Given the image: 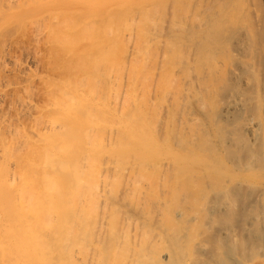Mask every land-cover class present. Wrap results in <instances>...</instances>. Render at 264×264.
<instances>
[{"label": "bare ground", "instance_id": "bare-ground-1", "mask_svg": "<svg viewBox=\"0 0 264 264\" xmlns=\"http://www.w3.org/2000/svg\"><path fill=\"white\" fill-rule=\"evenodd\" d=\"M168 1L171 2V0H168ZM181 1L182 0L178 1L179 2L178 3L174 0V2L172 1L173 3L169 2L167 4V0H13V1L12 0L11 1L10 0H0V32H1L0 33V37H1L0 41L5 39V38L9 39L10 37H8V35H6L7 37H5V38H3V37L5 36V34H9V36H10L12 34L11 32H13V34H14V29L16 32V30H18V29L20 30L21 27L24 28V26L26 27V25L30 27L31 22L32 23H31L30 29H32L33 23L38 24L37 26L41 27L39 29V32L41 29H43V31H44V32H40L39 36L41 34H42V36H43V34L46 35V41L47 42L46 41H44V42L47 45H49L48 47H50V49H48V50H50L51 53H49V51H48L47 54L49 53L51 55L50 58L52 57V63H50L51 74L53 73L52 71H55V73L60 74V75L56 74V76L54 78H50L49 81H47L49 83L46 82L48 85L45 84L46 85L45 87L48 86L47 87L48 89H46V92L44 91V93L46 94L47 90H49L47 93L48 97H46L48 99L46 100L47 103H44L45 106L43 105L44 108L42 109V112L44 114L41 116V113L38 112V115L40 114V117L38 116L39 117L38 118L35 116L36 119H34L35 121L33 120L35 123L32 127V131L34 130L33 132L28 129L30 132H27V134H25L24 132L26 131V129L23 132L22 131L23 129H18V127H16V129H18V130L11 128L12 126L9 125L10 121H8L9 124H7V125L5 124V125H6V127L8 126L9 132H7V134L9 135L10 133H12V136L10 134L11 138L10 139H8V137L6 138L7 134L5 132H3L6 128L5 125H3L5 128L2 131H0L3 134L4 133L6 134L5 136L0 135L1 136L0 137V264H89V263L90 264H151V263L154 264L157 260H160L159 250H156L157 247H155L156 249L155 248L153 249L154 246H151L153 244L152 242L155 241L156 239L154 240V236L152 235L153 230L152 231L148 230V227H149L150 223H155L154 221H157V223L158 222L161 223V221H163V222L168 221L167 220V205H168L167 200H168V198L170 199V197L167 198V192H168V190H167V188H168L167 177L169 174V173H167V166H168L167 165V148H168L167 147V125H168V123H167L168 122V120H167V118H168L167 117V105L169 106V108H172V107H170V106H172V104L171 105H169V104L171 102L173 104L175 103L173 105V111H174V114L177 115V111H178L177 108L180 105V102L182 103V101H183V100L181 101V99L183 98L184 95H187V94H189L188 92H190L189 88H188V87H190V84H188V83H190L192 81V77H193V80L195 79V77H194L195 75L190 77V71L191 70L188 66L189 65L188 63H190V62H186L188 60V58L186 57L187 58V60H186V58L184 56V52L186 53V50H183L180 48L178 49V47L181 46L180 43L183 42L182 41L183 39L182 40L180 39L181 41L179 40L180 46H176L177 47L176 48L173 45L176 40H173L174 41L173 44H172V42H170L171 43L170 44V43H168L169 41H167L168 37L166 38V36H165V38H166L165 40L160 38L163 29L166 28L168 30V27L166 26L167 20H169V17H168L169 14H171V13L173 14V12H170L171 10H173L172 9L173 7H174V9H176L175 11L173 10L176 14V15H174V14L173 15L176 17H174V16L172 17V14L170 15L171 16L170 17L171 22L173 20L172 25H170L171 24L170 20L168 21V25L171 26V28L169 27V29H171V30H172V28L178 29L182 25L181 28L184 31V26L182 23L185 22V20H186L185 18H187L186 21H189V23H190V19H188V18H191L190 16L193 13L195 14L194 17H197L198 14L196 15V12L198 10H195L196 12L193 11V13H190V14L187 13V12H190L189 9H191V6H193V3H191V0H188L191 3V6H189L190 4L188 2L186 4L184 0L182 1L183 4L185 3L186 6L189 4L187 6L188 7L187 11L184 10L186 7L182 6L183 4L181 3ZM195 1H197L199 3V1H201V0H199V1L195 0ZM202 1H204V0H202ZM210 1H212V0H210ZM235 1H238V0H235ZM239 1L242 2L243 0H239ZM253 1H251V2H253ZM197 2H194V3L197 4ZM222 2H225V0H223ZM222 2H220V4ZM247 2H248V0H247ZM205 3H206V0H205ZM238 3L236 2L235 4L242 5L241 3H239V4ZM174 4H176V8H175ZM196 4H195V8H193V10L199 9L198 7H200L201 11L205 9V8L202 9L204 7V6L202 7V4L200 6L197 5L198 7H196ZM210 4L212 5L213 3H210V2H209V4L207 3L208 7L210 6ZM229 4H230V2H229ZM221 5L223 6V3ZM240 5L236 6V7L240 8L241 7ZM252 5H255V4H252ZM169 6L171 7V9L168 12ZM227 6L229 7L230 5H227ZM179 7H180L181 11H180ZM182 7H184V8L182 9ZM256 7L257 6H255V8ZM209 8H211V7H209ZM213 8L220 9L222 7L219 8V7L213 6ZM248 9L250 11H252L250 9V7H248ZM182 10H184V15L185 14H186V16L189 15V17L184 18L183 16H181L180 13L183 15ZM237 10L239 12L242 11V9L241 10L236 9V11ZM178 11H179V13H177ZM213 11H212V13H213ZM216 11H218V10H216ZM224 11H226V10H224ZM231 11H233V10H231ZM231 11L228 12V15L225 14L226 17L225 16L223 17V18H227V16H228L230 18V20L228 18H227L228 20L225 19L227 22L224 20L227 24H228V21H229V23L231 22L230 24H233L232 22H234V21H232V17L230 16ZM236 11H235V13H236ZM191 12H192V10H191ZM205 12H206V10H205ZM209 12H210V10H209ZM202 13H204V12H202ZM255 13H256V11H255ZM255 13H254V15H256ZM199 14L201 15L200 11H199ZM207 14H208V11H207ZM239 14L240 13L235 14L236 17L233 16L234 20H236L235 18H238L237 15H239ZM249 14H251V13H249ZM249 14L247 12V15H249ZM177 15H178V17L179 16H181V17L178 18ZM202 16H203V14L200 16L201 18L199 17L201 20L203 18H205ZM221 16H222V13H221ZM242 16H244V15H242ZM245 16H246V14H245ZM253 16H251V17H253ZM192 17H193V15H192ZM251 17L250 18L248 17L249 18L248 19L246 16V18L248 20H250ZM258 17H259V14H258ZM166 18H167V20H166ZM180 18L183 20L185 19V20L183 21ZM241 19H242V17L239 19L241 22L244 21L243 20L244 18L242 20ZM28 20H30V21H28ZM165 20H166V22H165ZM192 20L193 19H191V21ZM27 21H28V23L29 22L30 23L27 24ZM205 21H206V19H205ZM221 21H222V18H221ZM196 22L197 21L195 20V23ZM215 22L218 23L216 20H215ZM223 22L221 24H223ZM189 23H188V25H189ZM202 23L199 22L200 25H203ZM257 23L260 24V22H257ZM162 24L163 25L165 24L166 27L163 26ZM204 24H205V22H204ZM227 24H226V26H227ZM238 24H239V21H238ZM241 24H243V22ZM252 24H254V23H252ZM255 24H256V22H255ZM212 25H213V23H212ZM234 25H236V23ZM244 25L247 26L248 24L246 25L244 23ZM37 26L36 25L33 26V27H36L35 30L38 28ZM162 26L164 27L163 29H162ZM220 27H222V26H220ZM239 27H241V26H239ZM239 27H237V28H239ZM251 27L254 28L255 26H251V24H250V30L252 29ZM185 28L187 29V27H185ZM213 28H215V27H213ZM227 28H228L227 29L228 31L230 28L232 29V27H227ZM166 29L164 31H166ZM211 29H212V27H211ZM225 29H226V27H225ZM231 29H230V31H231ZM240 29H238V30H240ZM244 29H243V31H244ZM254 29H257V27ZM28 30H29V28H28ZM33 30H34V28H33ZM33 30H32V32H33ZM219 30H218V32H219ZM222 30H224V29H222ZM234 30H232L233 34H234ZM247 30L249 31L248 27H247ZM25 31H27V30H25ZM164 31H163V33H164ZM191 31H192V29H191ZM21 32H22V28H21ZM35 32H38V29ZM259 32L260 31H258V33ZM195 33H193V35ZM35 34L38 35V33H35ZM173 34H175V33H173ZM181 34H182V32H181ZM36 35H33L32 39L38 37ZM163 35L164 34H162L161 37H163ZM176 35H178V33H176L175 36ZM229 35L231 37L230 32H229ZM170 36H172V35H170ZM218 36H220V35H218ZM235 36H237V34ZM254 36H253V38H254ZM205 37H207V36H205ZM221 37L223 38V36H221ZM225 37H226V35L224 36V39L227 40V38L229 36L227 38H225ZM230 37H229V39L233 40V36H232V38H230ZM190 38H191V36H190ZM254 40H256V39H254ZM40 41H42V40H40ZM178 42L176 41L175 44H178ZM215 42L216 41L214 40V43ZM217 42H219L218 39H217ZM1 43L2 42H0V44ZM3 43L5 45V41ZM3 43L1 46L4 48ZM198 43H199V41H198ZM214 43H210V44H214ZM169 44L171 45V47H174V48L171 49ZM210 44H209V47H210ZM218 44L216 43V45H218ZM229 45H230V42H229ZM2 47H0V54H1V51L4 50ZM160 47L163 50V54L161 53V55H159L160 53L159 54L157 53V50H160L159 49ZM168 47H170V49H171V50L169 49V51L171 52V55L168 53L169 52L167 49ZM204 47H205V45L203 46V48ZM259 47H261V46H259ZM190 48L192 50L194 48V46H193V48L192 47H190ZM210 48H213V47H210ZM220 48H221V46H220ZM224 48H223V50H224ZM254 48H253V50H256ZM174 49L183 50L184 52L181 51L182 52L181 53V52H178L177 50H174ZM231 49H229V47H227V51L229 50V52H230ZM198 50L200 51V49H198ZM216 50H218V49H216ZM199 51H197V52H199ZM259 51H260V49H259ZM263 51H264V48H263ZM2 52H4V51H2ZM160 52H161V50H160ZM193 52H195V51L193 50ZM222 52H225V50ZM222 52H221V54H222ZM167 53L170 55V58H171L170 65L172 66L171 69H169L170 67L168 68L169 70H171V71L168 70V73H167V62L170 61V58L167 56ZM192 53L191 54L189 53L190 55H188V56H191ZM252 53L255 55L254 52H252ZM258 53L259 52H257V54ZM3 54H5V53H2L1 55H3ZM210 54H208V56ZM223 54H225V53H223ZM226 54L229 57L228 52ZM245 54L246 53H244V55ZM218 55L219 54L217 53L216 58ZM246 56H248V55H246ZM246 56H245V58H246ZM167 57H168L169 61H167ZM214 57H215V55H214ZM219 57L220 56H218V58ZM234 57H236V56H234ZM257 57L258 56L256 55V58ZM216 58L213 60L217 61L216 62L218 64L217 66H219L218 62L220 60L218 59L219 60L218 61V60H216ZM222 58H220V59L222 60ZM251 58H252V56H251ZM236 59H237V57L234 58L233 59L234 61L232 60V62L235 63ZM191 60L192 59H190V61ZM241 60L243 61L244 59H241ZM203 62H204V59H203ZM229 62H230V59H229ZM249 62H250V60H249ZM186 63H187V65H186ZM261 63H262V61H261ZM226 64L230 65L227 62H226ZM243 64L246 65L245 62ZM199 65H200V63H199ZM247 65H248V63H247ZM186 66H188V67H186ZM210 66L213 67V65H210ZM222 66H223V64H221L219 67H222ZM196 67H197V65H196ZM257 67H258V64H257ZM225 68H222V69L220 68V69L223 70ZM254 68H256V67H254ZM260 68H261V66H260ZM234 69H235V67H234ZM258 69H259V67H258ZM221 70H220V72H221L220 74H222ZM195 71H197V70H194V73H195ZM211 71H212V69H211ZM261 71H262V69H261ZM176 72H177L176 75H179L182 73L181 74L182 78H180V79H182V81L180 80V82H182V83L180 84V82H179L180 85L178 87H174L172 85L174 87L173 88L171 86L172 83L169 84V82L173 81V80H171V78L173 79V76ZM178 72H180V73H178ZM192 72H193V70H192ZM206 72L208 74V71H206ZM55 73H53V74H55ZM227 73H229V72H227ZM227 73H224V74H227ZM224 74H222V75H224ZM260 74H261V72H260ZM217 75H219V70H218ZM249 75H251L250 72H249ZM261 75H264V74H261ZM212 76L213 75H211V77ZM198 77H200V76H198ZM222 77H224V76H222ZM225 77H226V75H225ZM167 79H168V81L170 79V81L167 82ZM187 79H190L191 81L188 82ZM212 80H214V79H212ZM196 81L198 82V80H196ZM196 81H193V82H196ZM214 81H217V80L215 79ZM174 82H176V81H174ZM193 82H191V83H193ZM218 82L221 83L220 80H218ZM196 83H195V85H196ZM215 83L216 82H214V84ZM224 83H225V81H224ZM214 84H213V86H214ZM236 84L237 83H235V85ZM216 85L217 84H215V86ZM191 86H193V85H191ZM207 86H208V84L205 87H207ZM209 86H210V84H209ZM211 86H212V84H211ZM215 86H214V88L216 89ZM222 86H223V84H222ZM249 86H250V84H249ZM258 86H259V83H258ZM199 87H201V86H199ZM231 87H233V86H231ZM254 87H255V85H254ZM222 88H224V87H222ZM209 89H211V87ZM228 89L229 88L225 89L226 92H228L227 91ZM192 90H193V88H192ZM23 91H25V89ZM28 91H29V89H28ZM211 91H209V92H211ZM253 91H255V90H253ZM213 92H215V91H213ZM234 92L235 91H233V93ZM260 92H262V91H260ZM223 93H225V92H223ZM170 95L172 96L171 98H173L174 100H171V98H170L169 100H171V101L167 102V97ZM212 95H213V93H212ZM212 95H211V97H212ZM234 95H235V93H234ZM201 96H203V95H201ZM241 97H243V96H241ZM21 98L24 99L23 97H21ZM21 98L19 99V101L21 100ZM189 98H190V96H189ZM230 98H231V96H230ZM237 98H238V96H237ZM256 98H257V96H256ZM223 99L224 98H222V100ZM253 99H251V100L253 101ZM22 101L28 102L29 100H22ZM223 101H225V99ZM240 101L242 102V100H240ZM246 101L247 100H245V102ZM195 102H196V100H195ZM243 102H244V100H243ZM29 103L31 104V102H29ZM167 103H169V104H167ZM204 103H203V106H205ZM220 104H222V103H220ZM21 105H22V103H21ZM24 105L26 106V104H24ZM199 105H201V104H199ZM237 106H238L237 99L228 103L226 105V107L224 106L225 107L224 110H225V112H227L225 115L228 114V111L231 108L237 107ZM21 107L22 106H20V108ZM40 107H42V106H40ZM248 107H250V106H248ZM184 108H185V106H184ZM252 108H253V104H252ZM18 109H17V111L19 112ZM24 109H26V108H24ZM24 109H22V110H24ZM28 109H29V107H28ZM216 109H218V108H216ZM233 109H236V108H233ZM39 110L40 109H38V111ZM170 110H172V109H170ZM185 110H183V111H185ZM187 111H185V112H187ZM20 112L22 113V111H20ZM185 112H183V113L181 112L179 119L176 116V120L177 121L179 120L178 125L182 126L184 123H190V120H191V122H193V120H194V122H196V121L199 122L200 119L195 120L196 119V118H194L195 115L192 116V114L190 113L192 111L188 112L191 115H188V113H185ZM225 112L223 111V114ZM231 112L233 113V115L235 114L233 111H231ZM239 112H240V108H239ZM256 113L258 114L257 111H256ZM24 115H25V113H24ZM225 115H224V117L228 116V115L227 116H225ZM235 115H237V114H235ZM251 115H253V114H251ZM203 116H204V114L202 115V117ZM205 116H207L206 113H205ZM172 117H173V112H172ZM224 117H222L218 121H221ZM19 119H21V117ZM217 119L218 118H216V120ZM172 120H175V117H174V119L172 118ZM188 120H189V122H188ZM226 120H227V118H226ZM234 120H236V119H234ZM244 120H245V118H244ZM4 122H3V124H4ZM16 122H17V120H16ZM171 122L174 124L173 128L175 130V122H173V121H171ZM194 122H193V124H194ZM251 122H253V121H251ZM213 123L215 124V122H213ZM32 124H33V122H32ZM227 124H229V123H227ZM16 125H17V123H16ZM21 125H23V124H21ZM3 126H1L0 128H3ZM215 126H217V125H215ZM233 126L234 125H232V127ZM235 126H236V124H235ZM237 126H238V123H237ZM176 127H177V124H176ZM250 127H251V129L252 128L256 129V128H254L255 126H253V127L250 126ZM19 128H21V127H19ZM225 128H226V126H225ZM30 129H31V127H30ZM227 129H229V128H227ZM248 129L250 130V128H248ZM19 130H21L23 132V134H22V132L20 133ZM196 130H197V128H196ZM216 130L218 132V130H220V129L217 128ZM236 130H237V128H236ZM5 131H7V130H5ZM250 131H252L253 133L255 132L253 130H250ZM31 132L33 133V135ZM223 132L221 134H223ZM231 133H232V135L234 134L233 132H231ZM240 133L242 135H244L242 132H240ZM203 135H205V134H203ZM207 135H208V133H207ZM232 135L230 134V136H232ZM239 135L240 134H238V136ZM259 135H261V133ZM198 136H197V138H198ZM236 136H237V134H236ZM236 136L233 137L234 138L233 141H235ZM251 136H253V135H251ZM243 137L244 136H242L241 138H243ZM248 137H249V135H248ZM202 138H204V136ZM220 138H221V136H220ZM246 138H247V135H246ZM254 138H256V137H253L252 139H254ZM260 139H259V141H260ZM245 140H248V139H245ZM245 140L243 138L244 142H245ZM230 141L232 142V140H230ZM243 141H241L240 144ZM218 142H220V141H218ZM181 143H182V141H181ZM248 143L251 144V142H249V141H248ZM252 143H254V141ZM174 144H175V142H174ZM250 144H248V145H250ZM223 145H224V143H223ZM243 145H244V143H243ZM261 145H262V142H261ZM215 147H216V145H215ZM229 147L231 148V146H228V148ZM233 150L235 151V149H232V151ZM223 151H225V150H223ZM236 151H237V149H236ZM238 152L236 153L237 155H238ZM171 153H173V152H171ZM232 153H234V152H232ZM242 153H244V152H242ZM240 154L241 153H239L238 156H240ZM248 155H249V153L247 152V156ZM176 156L178 157V155H176ZM227 156L230 158V153ZM234 156L236 157L235 153H234ZM242 156L244 157L245 154H242ZM201 158H202L201 159L202 161L203 160L205 161V159L203 157H201ZM195 159H196V161L199 160L197 158H195ZM206 159H207L206 162L210 161V159H208V158H206ZM201 160H200V162H202ZM230 160H231V158H230ZM240 160H241V158H240ZM212 161L213 160H211V163H212ZM203 162H202V164H203ZM240 162H242V160ZM174 163H176V162L174 161ZM235 163H237V162H235ZM262 164H264V163H262ZM236 165L238 166V164H236ZM176 167H178V166H176ZM239 167H241V166H239ZM203 168H204V166L202 167V169ZM202 169H201V171H202ZM254 170H256V169H254ZM168 171H170V170H168ZM178 171H179V169H178ZM187 171H189V170H187ZM208 174H210V173L208 172ZM212 174H213V172H212ZM214 175H215V172H214ZM182 176H184V175H182ZM191 176H193V175H191ZM259 176H262V175L259 174ZM178 178H180V177H178ZM224 178H225V176H224ZM177 179H176V182H177ZM197 179H198V177H197ZM227 179H228V177H227ZM188 180H190V179H188ZM216 180H218V179H216ZM224 180H226V179H224ZM182 181H183V179H182ZM236 182H239V181H236ZM170 183H173V182H170ZM179 183H180V181H179ZM204 183H205V181H204ZM215 183H217V182H215ZM244 183H245V181H244ZM177 184H178V182H177ZM223 184H225V183H223ZM191 185H193V183ZM182 187H184V186H182ZM207 187H208V184H207ZM218 187H221V185ZM193 188H192V190H193ZM204 189H206V188H204ZM239 189H242V188H239ZM211 190H213V189H211ZM237 190H238V188H237ZM257 191H258V189H257ZM170 192H172V191H170ZM189 192L192 193L195 191H191V188H190ZM214 192L217 193V191H214ZM233 192H235V191L233 190ZM196 193H197V191H196ZM241 193H242V191H241ZM184 196H186V195H184ZM239 196H240V194H239ZM220 198H222V197H220ZM251 198H250V200H251ZM186 200H187V198H186ZM186 200H185V202H187ZM174 201H176V200H174ZM188 201H189V199H188ZM215 203H217V202H215ZM244 203H246V202H244ZM184 204H186V203H184ZM208 204H207V206H208ZM174 205H176V204H174ZM220 206H222V202L219 205V208H221ZM226 206H227V204H226ZM188 207H190V206H188ZM199 207H200V205H199ZM225 207H222V208H224V210H225ZM241 207H243V206H241ZM193 208H195V207H193ZM203 208H205V207H203ZM173 209H175V208H173ZM216 209H217V207H216ZM240 209H242V208H240ZM182 210H185V209H182ZM198 210H199V208H198ZM262 210H263V207H262ZM204 211H206V209H204ZM218 211H219V209H218ZM178 213H179V211H178ZM222 213H223V211H221V213L219 215H222ZM230 213L228 212V214H230ZM185 214H186V212H185ZM226 214H227V212H226ZM234 215H237V214H234ZM184 218H185V216H184ZM202 218H204V216H202ZM222 218H224V216ZM222 218H220V219H222ZM231 218H232V216H231ZM140 219H141V221H140ZM177 219L179 220V218H177ZM181 220H182V218H181ZM239 220H241V219H239ZM170 221H171V219H170ZM218 221H219V218H218ZM197 222H200V220ZM214 222L216 223V221H214ZM219 222L221 224V221H219ZM139 223L142 224L141 227H143V229L140 227ZM146 223H148V226ZM173 223H175V221ZM230 223H229V225H230ZM143 224H144V226H143ZM189 224H191V223H189ZM196 224L197 223L195 221V225ZM157 225H155V226H157ZM213 225H214V223H213ZM198 226H199V224H198ZM214 226H216V225H214ZM190 227H191V225H190ZM210 227H212V226H210ZM140 228L143 230L142 233L140 232ZM170 228H168V229H170ZM205 228H208V227H205ZM205 228L203 227L201 229H205ZM219 228H220V226H219ZM178 231H179V229H178ZM181 231H182V229H181ZM207 231H209V230H207ZM212 232H213V230H212ZM236 232H237V230H236ZM161 233L157 234L158 237L161 236L160 239L163 236H165V234H163V231ZM170 233H171V231H170ZM254 233H255V231L252 233L250 231L249 235H251V234L253 235ZM230 234H231V236L234 235L233 233L229 232V235ZM244 234H245V232H244ZM154 235H155V233H154ZM189 235H191V234H189ZM226 235H228V234H226ZM228 236H227V238L229 239ZM237 236L235 235V237H237ZM152 237H153V239H152ZM223 237H224V235H223ZM156 238H157V236H156ZM163 238H165V237H163ZM169 238L170 237L168 235V239ZM179 238L181 241V238H183V237L180 236ZM200 238L202 239V236ZM160 239H159V241L161 243L162 239L161 240ZM168 239H166V240H168ZM189 239H188V241H189ZM235 239H233V240H235ZM233 240H231L230 242H232ZM171 241H173V240H171ZM249 241L250 240H248L247 242L249 243ZM162 242H163V240H162ZM178 243H179V241H178ZM194 244L196 245V243H194ZM134 245L137 247L135 248ZM149 245L152 248L148 247ZM153 245H155V243ZM174 245H175V241H174ZM177 245L179 246V244H177ZM197 245H198V243H197ZM203 245H204V242H203ZM222 245H223V243H222ZM228 245H230V244H228ZM238 245H239V243H238ZM167 246H168V242H167ZM193 246L194 245H192V248H193ZM171 248H173V247H171ZM195 248H196V246H195ZM206 248H208V247H206ZM209 248H211V247L209 246ZM237 248H238V246H237ZM246 248H248V247H246ZM147 249L148 250L152 249L151 251L154 250V252H151V251L148 252ZM167 249H168V247H167ZM223 249H224V247H223ZM163 250H165V249H163ZM198 250H200V249H198ZM201 250H202V248H201ZM221 251H223V254L221 253L222 254L221 256L222 257L224 256V258L222 259L221 256H219L220 259L226 260V261L230 260V257H232L233 254L231 252H229L228 249L221 250ZM219 252H220V250H219ZM153 253L154 254L157 253L158 257L157 256L154 257ZM186 253H187V251H186ZM210 253H213V252H210ZM202 254H204V253H202ZM261 254H263V253H261ZM166 255H167V253H166ZM172 255H173V253H172ZM199 255H201V254H199ZM192 256L190 255V257H192ZM195 256H194V258H195ZM202 256H204V255H202ZM176 257H178V256H176ZM185 257H187V256L185 255ZM204 257H206V256H204ZM210 257L213 258V256H210ZM233 257H234V259L236 258L234 255H233ZM238 257L239 258L236 259L238 261L236 264H264V261H261L264 259V256L260 255L257 252L251 253L248 255L245 253L243 255H239ZM212 258L211 259L209 258V260H212ZM184 260H185V258H184ZM198 261H199V259H198ZM198 261H196V262H198ZM217 263L218 262L216 261V264ZM204 264H206V262Z\"/></svg>", "mask_w": 264, "mask_h": 264}, {"label": "rangeland", "instance_id": "rangeland-1", "mask_svg": "<svg viewBox=\"0 0 264 264\" xmlns=\"http://www.w3.org/2000/svg\"><path fill=\"white\" fill-rule=\"evenodd\" d=\"M11 1V0H10ZM13 1V0H12ZM174 2V0H171V2ZM176 2H178V1H180V0H175ZM183 1V0H182ZM181 1V3L183 4V2ZM185 1V3L187 4V2L190 4H188L189 6H191V3H193V6H191V9H189L190 10V12H187L188 14H190V13H193V11L194 12H196L195 10H198L197 12H196V15H197V17H194V13L192 14L193 15V17H192V15L190 16L191 18H188V19H190V23H189V21H186L187 20V18H185V17H189V15L188 16H186V14L184 15V10L185 11H187V9H188V5L186 6L185 5V3L182 5V6H185L186 8L184 9V10H182L183 12V15L180 13V15L181 16H183L185 19V22L187 23H185V22H183L182 24H183V26H184V31H183V29L181 28L182 27V25L177 29V28H175V29H173L172 28V30L171 29H169V27L171 28V26H169L168 25V21L170 20V15L172 14H169V20H167V18H166V20H167V27H168V30L166 29V28H164L163 26H165V24L162 26V29H163V31L166 29V31H164V33H163V31H162V33H161V36H162V34H164L163 35V37H161L160 36V38L161 39H163V40H165L167 37V41H169L168 43H170V42H172V44H173V40H176L177 42L181 39H183L182 41L183 42H181L180 43V41L178 42V44H175L176 43V41L174 42V46L176 47V46H180V47H178V49L180 48V49H183V50H186V53L183 51V50H178V49H174V50H177L178 52H184V56H185V58L187 57L188 58V60H187V58H186V62H190V63H188L189 65V68H190V77H192V76H194L195 77V79L196 80H198V82L194 79L193 80V77H192V81L190 80V79H187V81L188 82H193V81H196V82H193V83H188V84H190V87H188L189 88V91L190 92H188L189 94H187V95H184L183 96V98L181 99V101H182V103L180 102V105L178 106V108H177V110L179 111H177V115L176 114H174V111H173V105L175 104H173L172 102L169 104V103H167V104H169V105H171L172 104V106H170V107H172V108H169V106L167 105V120H168V125H167V173H169L168 174V177H167V186H168V188H167V190H168V192H167V198L168 197H170V199L168 198V202H167V220L170 222H168V221H165V222H163V221H161V223L160 222H158L157 223V221H154L155 223H150L149 224V227H148V230H153L152 231V235L154 236V240L155 241H153L152 243L154 244L155 243V245H153L152 243V245L151 246H154L153 247V249L155 248V247H157V249L156 250H159V253H160V260H157L154 264H204L205 262H206V264H216V261L218 262L217 264H236L238 261L236 260V259H238L239 257V255H243V254H251V253H259L260 255H262V256H264L263 254H264V164H262V163H264V75H261V74H264V51H263V48H264V0H248V2H247V0H243L242 2H240L239 0L238 1H235V0H225V2H222L221 0H212V1H210V0H206V3H205V0L204 1H199V3L197 2V1H193V0H191V3L187 0H184ZM251 1H253V2H251ZM170 1H168L167 0V4L169 3ZM170 2V3H171ZM172 2V3H173ZM175 2V3H176ZM194 2H197V4L196 3H194ZM201 2V3H200ZM209 2L210 3H213L212 5L214 6V7H222V8H220V9H216V8H213V6L210 4V6L209 7H211V8H209L208 7V5H207V3L209 4ZM215 2V3H214ZM220 2H222L223 3V6L220 4ZM229 2H230V4H229ZM232 2V3H231ZM241 3L242 5H240L239 3V5L242 7H236V6H239V5H237V4H235V3ZM255 2V3H254ZM14 3V2H13ZM179 3V2H178ZM217 3V4H216ZM226 3V4H225ZM195 4H196V7H198V6H200L201 4H202V9H204V10H200V7H198L199 9H194L193 10V8H195ZM205 4V5H204ZM219 4V5H218ZM252 4H255V5H252ZM170 5V4H169ZM173 5V4H172ZM175 5V8H176V4H174ZM198 5V6H197ZM207 5V6H206ZM218 5V6H217ZM227 5H230L229 7L227 6ZM232 5V6H231ZM168 6V5H167ZM181 6V5H180ZM250 7V9L252 10V11H250L249 9H248V7ZM255 6H257L256 8H255ZM173 7V6H172ZM208 7V8H207ZM253 7V8H252ZM169 9H168V12L170 11V9H171V7L169 6L168 7ZM184 7H182V9H183ZM190 8V7H189ZM174 11L176 10V9H174V7L172 8ZM179 9H180V7H179ZM208 9V10H207ZM218 10V11H216V10ZM228 9V10H227ZM233 10V11H231V10ZM236 9H242V11H236ZM173 10H171L170 12H173V14L174 15H176L175 14V12L173 11ZM188 10V11H189ZM191 10H192V12H191ZM205 10H206V12H205ZM209 10H210V12H209ZM224 10H226V11H224ZM254 10V11H253ZM180 11H181V9H180ZM199 11L201 12V15L203 14V16L202 17H205V18H203L202 20L200 19L201 17V15L199 14ZM207 11H208V14H207ZM212 11H213V13H212ZM225 13H224V12ZM229 11H231V17H232V21H236L235 23H236V25H234L235 23L234 22H232L233 24H230L229 23V21H228V24L226 23L227 21L226 20H230V18L227 16V18H223L224 16L226 17V15L225 14H227L228 15V12ZM235 11H236V13H235ZM250 11V12H249ZM255 11H256V13H255ZM202 12H204V13H202ZM218 12V13H217ZM247 12H248V14L249 13H251V14H249V15H247ZM253 12V13H252ZM177 13H179V11L177 12ZM186 13V12H185ZM216 15H215V14ZM221 13H222V16H221ZM238 13H240L239 15H237L238 16V18H235L236 20H234V17H236L235 16V14H238ZM254 13L256 14V15H254ZM172 14V17L174 16ZM211 14V15H210ZM230 14V13H229ZM245 14H246V16H247V18L249 17H251V16H257L258 17V14H259V17L257 18H255L254 16L253 17H251V19L250 20H248L247 18H246V16H245ZM253 14V15H252ZM208 15V16H207ZM215 15V16H214ZM242 15H244V16H242ZM181 16H179V17H181ZM220 16V17H219ZM234 16V17H233ZM174 17H176V16H174ZM177 17H178V15H177ZM178 17V18H179ZM182 17V18H183ZM200 17V18H199ZM211 17V18H210ZM242 17V19L244 20V21H242L243 22V24H241L242 22L239 20L240 18ZM195 18V19H194ZM210 18V19H209ZM221 18H222V21H221ZM261 18V19H260ZM172 19V18H171ZM181 19V18H180ZM191 19H193L192 21H191ZM205 19H206V21H205ZM208 19V20H207ZM226 19V20H225ZM241 19V20H242ZM166 20H165V22H166ZM181 20H183V19H181ZM183 20V21H184ZM195 20L197 21L196 23H195ZM201 20V21H200ZM214 20V21H213ZM215 20L218 22V23H216L215 22ZM219 20V21H218ZM226 22H225V21ZM252 20V21H251ZM28 21H30V20H28ZM28 21H27V24H29L28 23ZM208 21V22H207ZM224 21V22H223ZM238 21H239V24H238ZM172 22H173V20H172ZM172 22H171V20H170V25H172ZM175 22V21H174ZM178 22V21H177ZM182 22V21H181ZM199 22L200 23H202L203 25H200L199 24ZM204 22H205V24H204ZM213 23V25H212V23ZM223 22V24H221ZM241 22V23H240ZM247 22V23H246ZM254 23V24H252V23ZM255 22H256V24H255ZM257 22H260V24L259 23H257ZM32 23V22H31ZM31 23H30V27L29 26H27L26 25V27L24 26V28L23 27H21L22 28V32H21V28H20V30L18 29V30H16V32H15V29H14V34H13V32H11L10 34V36H9V34H5V36L3 37V38H5V37H7L6 35H8V37H10L9 39L8 38H5V39H3V40H1L0 42H4L5 41V45H4V43H3V46H4V48L1 46L2 45V43L0 44V47H2L4 50H2V51H4V52H2L1 51V54L2 53H5V54H3V55H1L0 54V127L1 126H3V125H7V124H9V122L8 121H10V126H12L11 128H14V129H16V127H18V129H23L22 131L24 132L25 131V129H26V131L24 132L25 134H27V132H30V131H32V127H33V125L35 124L34 123V119H36V117H40V114L38 115V112L39 113H41V116L44 114L43 112H42V109L44 108V106H45V104L44 103H47V99L48 98H46V97H48V95H47V93H48V91L49 90H47V93L45 94L44 93V91L46 92V89H48L47 87H45L46 85L45 84H47V83H49V82H47V81H49V79L50 78H54L55 76H56V74H59V73H55V71H52L53 73H55V74H51V70H50V63H52V57L50 58V54L49 53H51V51L50 50H48V49H50V47H48L49 45H47L44 41H46V35H44L43 34V36H42V34L39 36V33L40 32H44L43 31V29H41L40 30V32H39V29L41 28V27H39V26H37L38 24H32V29H30L31 28ZM188 23H189V25H188ZM193 23V24H192ZM211 23V24H210ZM215 23V24H214ZM244 23L247 25V26H245L244 25ZM218 24V25H217ZM226 24H227V26H226ZM250 24H251V26H255L254 28H256L257 27V29H254L253 27H251L252 29L250 30ZM25 25V24H24ZM34 25H36L38 28V32H35L36 30H35V28L36 27H33ZM187 25V26H186ZM218 27H217V26ZM230 25V26H229ZM241 26V27H239V26ZM257 25V26H256ZM165 26V27H166ZM175 26V25H174ZM189 26V27H188ZM199 26V27H198ZM220 26H222V27H220ZM236 28H235V27ZM173 27V26H172ZM177 27V26H176ZM185 27H187V29L185 28ZM211 27H212V29H211ZM213 27H215V28H213ZM225 27H226V29H225ZM227 27H232V29H231V31H230V29H229V31L227 30L228 28ZM237 27H239V28H237ZM247 27H248V29H249V31L247 30ZM26 28V29H25ZM28 28H29V30H28ZM33 28H34V30H33ZM209 28V29H208ZM241 28V29H240ZM245 28V29H244ZM17 29V28H16ZM27 30V31H25V30ZM186 29V30H185ZM191 29H192V31H191ZM221 31H220V30ZM222 29H224V30H222ZM235 29V30H234ZM238 29H240V30H238ZM243 29H244V31H243ZM259 29V30H258ZM24 30V31H23ZM32 30H33V32H32ZM200 30V31H199ZM212 30V31H211ZM215 30V31H214ZM218 30H219V32H218ZM226 30V31H225ZM232 30H234V34H233V32H232ZM247 30V31H246ZM253 30V31H252ZM256 30V31H255ZM198 31V32H197ZM224 31V32H223ZM258 31H260L259 33H258ZM24 32V33H23ZM38 33V35H36L35 33ZM167 34H166V33ZM171 32V33H170ZM180 32V33H179ZM181 32H182V34H181ZM196 32V33H195ZM213 32V33H212ZM218 32V33H217ZM221 32V33H220ZM223 32V33H222ZM229 32H230V34H231V37H230V35H229ZM255 34H254V33ZM1 33V32H0ZM26 33V34H25ZM173 33H178V35H176L175 36V34H173ZM191 33V34H190ZM193 33H195L194 35H193ZM220 33V34H219ZM237 34V36H235L236 34ZM251 33V34H250ZM253 33V34H252ZM32 34V35H31ZM217 34V35H216ZM33 35H36V36H38V37H36V38H34V39H32V36ZM168 35V36H167ZM170 35H172V36H170ZM196 35V36H195ZM209 35V36H208ZM218 35H220V36H218ZM226 35V37L225 38H227L228 36L230 37V38H232V36H233V40H230L229 39V37L227 38V40L226 39H224V36ZM255 35V36H254ZM165 36H166V38H165ZM190 36H191V38H190ZM205 36H207V37H205ZM212 36V37H211ZM221 36H223V38L221 37ZM253 36H254V38H253ZM35 37V36H34ZM174 37V38H173ZM176 37V38H175ZM205 37V38H204ZM217 37V38H216ZM237 37V38H236ZM38 38V39H37ZM173 38V39H172ZM216 38V39H215ZM246 38V39H245ZM251 38V39H250ZM0 39H1V37H0ZM45 39V40H44ZM201 39V40H200ZM203 39V40H202ZM209 39V40H208ZM213 39V40H212ZM217 39L219 40V42H217ZM253 39V40H252ZM254 39H256V40H254ZM38 40V41H37ZM40 40H42V41H40ZM205 40V41H204ZM214 40L216 41L215 43H214ZM223 40V41H222ZM229 40V41H228ZM239 42H238V41ZM35 41V42H34ZM195 41V42H194ZM198 41H199V43H198ZM228 41V42H227ZM235 41V42H234ZM254 41V42H253ZM47 42V41H46ZM189 42V43H188ZM197 42V43H196ZM227 42V43H226ZM229 42H230V45H229ZM248 42V43H247ZM44 43V44H43ZM179 43H180V45H179ZM188 43V44H187ZM196 43V44H195ZM207 43V44H206ZM210 43H214V44H210ZM216 43L218 44V45H216ZM226 43V44H225ZM243 43V44H242ZM171 44V43H170ZM169 44V45H170ZM191 44V45H190ZM209 44H210V47H213V48H210L209 47ZM241 44V45H240ZM252 44V45H251ZM257 44V45H256ZM47 45V46H46ZM197 45V46H196ZM205 45V47L203 48V46ZM207 45V46H206ZM214 45V46H213ZM221 46V48H220V46ZM227 45V46H226ZM234 45V46H233ZM261 46V47H259V46ZM168 46V45H167ZM192 47L193 48V46H194V48L191 50V48L190 47ZM202 46V47H201ZM241 46V47H240ZM256 46V47H255ZM258 46V47H257ZM48 47V48H47ZM170 47H171V45H170ZM170 47H168L167 49H168V51H169V49H170ZM182 47V48H181ZM187 47V48H186ZM207 47V48H206ZM209 47V48H208ZM225 47V48H224ZM227 47H229V49H231L230 50V52H229V50L227 51ZM231 47V48H230ZM255 47V48H254ZM1 48V49H2ZM172 48H174V47H171V49ZM177 48V47H176ZM202 48V49H201ZM218 49V50H216V49ZM223 48H224V50H225V52H222V51H224L223 50ZM235 48V49H234ZM252 48V49H251ZM253 48L254 49H256V50H253ZM262 48V49H261ZM160 50H161V52H160V50H157V53L159 54V55H161V53L163 54V50H162V48L160 47L159 48ZM170 49V50H171ZM198 49H200V51L198 50ZM204 49V50H203ZM207 51H206V50ZM215 49V50H214ZM244 49V50H243ZM259 49H260V51H259ZM193 50L195 51V52H193ZM209 50V51H208ZM252 50V51H251ZM263 52H262V51ZM49 51V53L47 54V52ZM159 51V52H158ZM193 53H192V52ZM197 51H199V52H197ZM240 51V52H239ZM245 51V52H244ZM177 52V53H178ZM181 52V53H182ZM206 52V53H205ZM221 52H222V54H221ZM228 52V55H229V57L227 56V53ZM252 52H254L255 53V55L252 53ZM257 52H259L258 54H257ZM262 52V53H261ZM35 53V54H34ZM170 55H171V52L169 51L168 52ZM167 53V56L170 58V55ZM192 53V55L191 56H188V55H190V54ZM197 55H196V54ZM201 53V54H200ZM211 53V54H210ZM213 53V54H212ZM217 53L219 54L218 56H220L219 58H218V56H217V58H216V55H217ZM223 53H225V54H223ZM244 53H246L245 55H244ZM250 53V54H249ZM252 53V54H251ZM207 54V55H206ZM208 54H210L209 56H208ZM243 56H242V55ZM36 55V56H35ZM187 55V56H186ZM196 55V56H195ZM206 55V56H205ZM213 55V56H212ZM214 55H215V57H214ZM222 55V56H221ZM239 55V56H238ZM246 55H248V56H246ZM256 55L258 56L257 58H256ZM35 56V57H34ZM203 56V57H202ZM212 56V57H211ZM226 56V57H225ZM234 56H236L237 57V59L235 60V63L234 62H232V60L234 59V58H236V57H234ZM245 56H246V58H245ZM251 56H252V58H251ZM168 57H167V61H169V59H168ZM211 57V58H210ZM223 57V58H222ZM228 57V58H227ZM244 57V58H243ZM260 57V58H259ZM204 59V62H203V59ZM208 58V59H207ZM216 58V60H218L219 62V66L221 65V64H223V66L222 67H219V66H217L218 64L216 63L217 61H215V60H213V59H215ZM220 58H222V60L220 59ZM225 58V59H224ZM232 58V59H231ZM190 59H192L191 61H190ZM199 59V60H198ZM229 59H230V62H229ZM241 59H244L243 61L241 60ZM263 59V60H262ZM209 60V61H208ZM213 60V61H212ZM225 60V61H224ZM249 60H250V62H249ZM257 60V61H256ZM200 61V62H199ZM234 61V60H233ZM239 61V62H238ZM255 61V62H254ZM261 61H262V63H261ZM202 62V63H201ZM215 62V63H214ZM222 62V63H221ZM226 62L227 63H229L230 65H228V64H226ZM246 63V65H244L243 63ZM170 63H171V58H170V61L169 62H167V73H168V70L169 69H171V65H170ZM199 63H200V65H199ZM204 63V64H203ZM247 63H248V65H247ZM193 64V65H192ZM203 64V65H202ZM256 64V65H255ZM257 64H258V67H259V69H258V67H257ZM186 65H187V63H186ZM196 65H197V67H196ZM210 65H213V67L212 66H210ZM227 65V66H226ZM254 67H256V68H254ZM188 66H186V67H188ZM217 66V67H216ZM245 68H244V67ZM260 66H261V68H260ZM170 67V68H169ZM193 69H192V68ZM196 67V68H195ZM204 67V68H203ZM219 67V68H218ZM226 67V68H225ZM229 67V68H228ZM234 67H235V69H234ZM237 67V68H236ZM253 67V68H252ZM169 68V69H168ZM203 70H201V69ZM217 70H216V69ZM222 68H225V69H223V70H221ZM228 68V69H227ZM243 68V69H242ZM200 69V70H199ZM211 69H212V71H211ZM238 69V70H237ZM247 69V70H246ZM261 69H262V71H261ZM192 70H193V72H192ZM194 70H197V71H195V73H194ZM210 70V71H209ZM217 72H216V71ZM218 70H219V75H217V73H218ZM220 70L222 71V74H224V73H227V72H229V73H227V74H224V75H222V74H220L221 72H220ZM226 70V71H225ZM229 70V71H228ZM253 70V71H252ZM257 72H256V71ZM169 71H171V70H169ZM176 71V70H175ZM202 71V72H201ZM206 71H208V74H207V72ZM233 71V72H232ZM248 71V72H247ZM259 71V72H258ZM206 72V73H205ZM213 72V73H212ZM224 72V73H223ZM249 72H250V74L251 75H249ZM254 72V73H253ZM260 72H261V74H260ZM178 73H180V72H178ZM212 73V74H211ZM177 74V72L174 74V76H173V79L171 78V80H173L172 82L170 81V79H169V81H168V79H167V82H169V84L170 83H172L171 84V86L173 85L174 87H178L182 82H180V80L182 81V79H180V78H182V73L181 74H179V75H176ZM197 74V75H196ZM206 74V75H205ZM260 74V75H259ZM60 75V74H59ZM185 75V74H184ZM209 75V76H208ZM211 75H213L212 77H211ZM224 76V77H222V76ZM225 75H226V77H225ZM177 76V77H176ZM181 76V77H180ZM197 76V77H196ZM198 76H200V77H198ZM210 78H208V77ZM261 78H260V77ZM176 77V78H175ZM257 77V78H256ZM199 78V79H198ZM204 78V79H203ZM207 78V79H206ZM248 78V79H247ZM254 78V79H253ZM177 79V80H176ZM201 79V80H200ZM212 79H216L217 81H214V80H212ZM223 81H222V80ZM208 82H207V81ZM211 80V81H210ZM218 80H220L221 81V83H219L218 82ZM251 80V81H250ZM174 81H176V82H174ZM213 81V82H212ZM224 81H225V83H224ZM259 81V82H258ZM47 82V83H46ZM179 82H180V84H179ZM205 82V83H204ZM214 82H216L215 84H217L216 86H215V84H214ZM228 82V83H227ZM237 83L236 85H235V83ZM262 82V83H261ZM195 83H196V85H195ZM204 83V84H203ZM258 83H259V86H258ZM168 84V83H167ZM208 84V86H209V84H210V86L208 87H205L206 85ZM211 84H212V86H211ZM213 84H214V86L216 87V89L214 88V86H213ZM222 84H223V86H222ZM225 84V85H224ZM240 84V85H239ZM249 84H250V86H249ZM48 85V84H47ZM191 85H193V86H191ZM254 85H255V87H254ZM262 85V86H261ZM29 86V87H28ZM172 86V87H173ZM199 86H201V87H199ZM204 86V87H203ZM221 86V87H220ZM231 86H233V87H231ZM261 86V87H260ZM173 87V88H174ZM196 87V88H195ZM211 87V89H209ZM222 87H224L225 89H227V88H229L227 91L228 92H226V90L224 89V88H222ZM252 87V88H251ZM27 88V89H26ZM192 88H193V90H192ZM198 88V89H197ZM219 88V89H218ZM221 88V89H220ZM238 88V89H237ZM248 88V89H247ZM255 88V89H254ZM25 89V91H23ZM28 89H29V91H28ZM32 89V90H31ZM200 89V90H199ZM224 89V90H223ZM192 90V91H191ZM212 90V91H211ZM253 90H255V91H253ZM31 91V92H30ZM209 91H211L212 93H213V95H212V93L211 92H209ZM213 91H215V92H213ZM233 91H235L234 93H235V95H234V93H233ZM249 91V92H248ZM258 91V92H257ZM260 91H262V92H260ZM27 92V93H26ZM29 92V93H28ZM192 92V93H191ZM223 92H225V93H223ZM27 95H26V94ZM194 93V94H193ZM197 93V94H196ZM201 93V94H200ZM249 93V94H248ZM252 93V94H251ZM262 93V94H261ZM29 94V95H28ZM205 94V95H204ZM232 94V95H231ZM237 94V95H236ZM255 94V95H254ZM198 95V96H197ZM201 95H203V96H201ZM211 95H212V97H211ZM243 96V97H241V96ZM189 96H190V98H189ZM193 96V97H192ZM197 96V97H196ZM208 96V97H207ZM230 96H231V98H230ZM234 96V97H233ZM237 96H238V98H237ZM240 96V97H239ZM248 98H246V97ZM256 96H257V98H256ZM18 97V98H17ZM21 97H23L24 99H22ZM172 96L170 95V96H168L167 97V102H170L171 100H174L173 98H171ZM186 97V98H185ZM206 97V98H205ZM219 97V98H218ZM246 99H245V98ZM255 97V98H254ZM262 97V98H261ZM21 98V100L19 101V99ZM29 98V99H28ZM171 98V100H169ZM201 98V99H200ZM205 98V99H204ZM215 98V99H214ZM218 98V99H217ZM222 98H224L225 99V101H223L222 100ZM254 98V99H253ZM237 99V102H238V106L237 107H233V108H236V109H233V108H231L229 111H228V116L227 115H225L227 112H225V110H224V108L226 107V105L228 104V103H230L231 101H234V100H236ZM250 99V100H249ZM251 99H253V101L251 100ZM22 100H29L28 102L26 101H22ZM195 100H196V102H195ZM199 100V101H198ZM201 100V101H200ZM220 100V101H219ZM240 100H242V102L240 101ZM243 100H244V102H243ZM245 100H247L246 102H245ZM256 100V101H255ZM263 100V101H262ZM19 101V102H18ZM259 101V102H258ZM24 102V103H23ZM29 102H31V104L29 103ZM174 102V101H173ZM185 102V103H184ZM205 102V103H204ZM249 102V103H248ZM20 103V104H19ZM21 103H22V105H21ZM28 103V104H27ZM203 103H204V105L205 106H203ZM209 103V104H208ZM220 103H222V104H220ZM244 103V104H243ZM256 105H255V104ZM24 104H26V106L24 105ZM199 104H201V105H199ZM251 104V105H250ZM252 104H253V108H252ZM22 106L21 108H20V106ZM29 105V106H28ZM44 105V106H43ZM184 105L185 106V108H184V106L182 107V106ZM187 105V106H186ZM189 105V106H188ZM199 105V106H198ZM207 105V106H206ZM19 106V107H18ZM29 107V109H28V107ZM40 106H42V107H40ZM216 106V107H215ZM225 106V107H224ZM248 106H250V107H248ZM259 106V107H258ZM182 107V108H181ZM208 107V108H207ZM19 108V109H18ZM24 108H26V109H24ZM204 108V109H203ZM216 108H218V109H216ZM239 108H240V112H239ZM242 108V109H241ZM17 109L19 110V112L17 111ZM22 109H24V110H22ZM38 109H40L39 111H38ZM170 109H172V110H170ZM180 109V110H179ZM186 109V110H185ZM190 109V110H189ZM206 109V110H205ZM29 110V111H28ZM183 110H185V111H187V112H185V111H183ZM203 110V111H202ZM20 111H22V113L20 112ZM41 111V112H40ZM190 111H192V112H190ZM201 111V112H200ZM205 111V112H204ZM223 111L225 112L224 114H223ZM231 111H233L235 114H237V115H233V113L231 112ZM255 111V112H254ZM256 111L258 112V114L256 113ZM18 114H17V113ZM172 112H173V117H172ZM181 112L183 113V112H185V113H188V112H190L191 114H192V116H194V118H196L195 120H199V122L198 121H196V122H194V120H193V122H194V124H193V122H191V120H190V123L192 124H190V123H184L182 126H180V125H178V122H179V120L177 121L176 120V116H177V118L179 119L180 118V114H181ZM246 112V113H245ZM24 113H25V115H24ZM204 114V116L202 117V115ZM205 113H206V115L207 116H205ZM179 114V115H178ZM191 114H189L188 113V115H191ZM209 114V115H208ZM232 114V115H231ZM251 114H253V115H251ZM21 117V119H19L20 117ZM24 115V116H23ZM216 115V116H215ZM222 115V116H221ZM224 115L225 116H227V117H224ZM36 116V117H35ZM230 116V117H229ZM244 116V117H243ZM38 117V118H39ZM174 117H175V120H172V118L174 119ZM222 117H224L221 121H218V120H220ZM229 117V118H228ZM198 118V119H197ZM215 118V119H214ZM216 118H218L217 120H216ZM226 118H227V120L229 121H227L226 120ZM244 118H245V120H244ZM171 119V120H170ZM234 119H236V120H234ZM239 119V120H238ZM255 119V120H254ZM257 119V120H256ZM16 120H17V122H16ZM34 120V121H33ZM207 120V121H206ZM214 120V121H213ZM232 120V121H231ZM259 120V121H258ZM5 121V122H4ZM33 122V124H32V122ZM171 121H173V122H175V130H174V124L171 122ZM201 121V122H200ZM215 122V124L213 123V122ZM227 121V122H226ZM251 121H253V122H251ZM3 122H4V124H3ZM14 124H12V123ZM22 122V123H21ZM188 122H189V120H188ZM226 122V123H225ZM231 122V123H230ZM246 122V123H245ZM16 123H17V125H16ZM200 123V124H199ZM227 123H229V124H227ZM237 123H238V126H237ZM242 123V124H241ZM2 124V125H1ZM21 124H23V125H21ZM176 124H177V127H176ZM198 126H197V125ZM225 124V125H224ZM235 124H236V126H235ZM6 125H5V127H6ZM16 125V126H15ZM20 125V126H19ZM32 125V126H31ZM188 125V126H187ZM215 125H217V126H215ZM231 125V126H230ZM232 125H234L233 127H232ZM240 125V126H239ZM246 125V126H245ZM14 126V127H13ZM24 128H23V127ZM193 128H192V127ZM201 126V127H200ZM225 126H226V128H225ZM250 126H255L254 128H256V129H251V127ZM257 126V127H256ZM4 126H3V128H0L1 130L0 131H2L4 128H5ZM19 127H21V128H19ZM30 127H31V129H30ZM180 127V128H179ZM182 127V128H181ZM188 127V128H187ZM190 127V128H189ZM195 127V128H194ZM200 127V128H199ZM205 127V128H204ZM223 127V128H222ZM232 127V128H231ZM239 127V128H238ZM171 128V129H170ZM173 128V129H172ZM178 128V129H177ZM187 130H186V129ZM196 128H197V130H196ZM204 128V129H203ZM220 129V130H218V132H217V130L216 129ZM227 128H229V129H227ZM231 128V129H230ZM236 128H237V130H236ZM246 128V129H245ZM248 128H250V130H253V131H255L254 133L252 132V131H250ZM18 129H16V130H18ZM30 131H29V130ZM193 129V130H192ZM248 129V130H247ZM5 130H7V131H5ZM5 130L3 131V132H5L6 134H7V132H9L8 131V126L5 128ZM178 130V131H177ZM190 130V131H189ZM204 130V131H203ZM233 130V131H232ZM243 130V131H242ZM20 131V133L22 132L21 130H19ZM34 131V130H33ZM32 131V132H33ZM176 131V132H175ZM224 131V132H223ZM239 131V132H238ZM23 132H22V134H23ZM31 132V133H32ZM223 132V134H221ZM231 132H233L234 134V136H236V134H237V136H238V134H240L238 137L236 136L235 138V141H233L234 140V136L232 135V133ZM240 132H242L244 135H242ZM252 132V133H251ZM1 134V136H5L6 134L4 133H2V132H0ZM178 133V134H177ZM186 133V134H185ZM195 133V134H194ZM207 133H208V135H207ZM251 133V134H250ZM261 133V135H259ZM11 134V136H12V133H10ZM10 134L8 135H6V138L8 137V139H10L11 138V136H10ZM197 134V135H196ZM203 134H205V135H203ZM230 134L232 135V136H230ZM31 135V134H30ZM32 135H33V133H32ZM199 135V136H198ZM218 135V136H217ZM221 136V138H220V136ZM246 135H247V138H246ZM248 135H249V137H248ZM251 135H253V136H251ZM0 136V137H1ZM180 136V137H179ZM183 136V137H182ZM197 136H198V138H197ZM204 136V138H202ZM242 136H244L243 138H244V140L245 139H248V140H245V142L243 141V138H241ZM251 136V137H250ZM191 137V138H190ZM253 137H256V138H254V139H252ZM179 138V139H178ZM182 140H181V139ZM187 138V139H186ZM201 138V139H200ZM238 138V139H237ZM258 138V139H257ZM261 138V139H260ZM178 139V140H177ZM205 139V140H204ZM226 139V140H225ZM240 139V140H239ZM259 139H260V141H259ZM189 140V141H188ZM207 140V141H206ZM223 142H222V141ZM230 140H232V142L230 141ZM258 140V141H257ZM175 142V144H174V142ZM181 141H182V143H181ZM188 141V142H187ZM211 141V142H210ZM218 141H220V142H218ZM241 141H243L241 144H240V142ZM248 141L249 142H251V144L250 143H248ZM254 141V143H252ZM186 142V143H185ZM198 142V143H197ZM227 142V143H226ZM230 144H229V143ZM237 142V143H236ZM261 142H262V145H261ZM180 143V144H179ZM195 143V144H194ZM206 143V144H205ZM209 143V144H208ZM214 145H213V144ZM223 143H224V145H223ZM243 143H244V145H243ZM184 144V145H183ZM211 144V145H210ZM219 144V145H218ZM229 144V145H228ZM239 144V145H238ZM248 144H250V145H248ZM199 145V146H198ZM209 145V146H208ZM215 145H216V147H215ZM257 145V146H256ZM260 145V146H259ZM213 146V147H212ZM228 146H231V148L229 149L228 148ZM245 146V147H244ZM204 147V148H203ZM210 147V148H209ZM233 147V148H232ZM247 147V148H246ZM228 148V149H227ZM254 148V149H253ZM208 149V150H207ZM214 149V150H213ZM232 149H235V151L233 150L232 151ZM236 149H237V151H236ZM261 149V150H260ZM171 150V151H170ZM173 150V151H172ZM203 150V151H202ZM211 150V151H210ZM216 150V151H215ZM223 150H225V151H223ZM230 150V151H229ZM249 150V151H248ZM176 153H175V152ZM234 152L235 153V155H236V157L234 156V153H232V152ZM239 151V152H238ZM246 151V152H245ZM251 151V152H250ZM171 152H173V153H171ZM238 152V155H239V153H241L240 154V156H238L236 153ZM242 152H244V153H242ZM247 152L249 153V155L247 156ZM215 153V154H214ZM229 153H230V158H231V160H230V158L227 156V155H229ZM178 155V157L176 156V155ZM217 154V155H216ZM225 154V155H224ZM242 154H245V156L243 157L242 156ZM261 154V155H260ZM234 158H233V157ZM193 157V158H192ZM197 158V159H199V160H197L196 161V159L195 158ZM201 157H203L204 159H205V161L203 162L201 159ZM226 157V158H225ZM238 157V158H237ZM260 157V158H259ZM171 158V159H170ZM206 158H208V159H210V161H208V162H206L207 161V159ZM240 158H241V160H242V162H240L241 160H240ZM243 158V159H242ZM248 158V159H247ZM173 160V161H172ZM191 160V161H190ZM200 160L203 162V164H202V162H200ZM211 160H213L212 161V163H211ZM235 162H237V163H235ZM239 160V161H238ZM244 160V161H243ZM174 161L176 162V163H174ZM180 161V162H179ZM169 162V163H168ZM201 163V164H200ZM245 163V164H244ZM175 166H174V165ZM233 164V165H232ZM236 164H238V166L236 165ZM242 164V165H241ZM202 165V166H201ZM172 168H171V167ZM176 166H178V167H176ZM180 166V167H179ZM186 166V167H185ZM204 166V168L202 169V167ZM234 166V167H233ZM239 166H241V167H239ZM260 166V167H259ZM194 167V168H193ZM206 167V168H205ZM222 167V168H221ZM237 167V168H236ZM258 167V168H257ZM262 167V168H261ZM178 169H179V171H178ZM186 169V170H185ZM201 169H202V171H201ZM243 169V170H242ZM246 169V170H245ZM254 169H256V170H254ZM168 170H170V171H168ZM187 170H189V171H187ZM192 170V171H191ZM204 170V171H203ZM185 171V172H184ZM187 171V172H186ZM197 171V172H196ZM172 172V173H171ZM184 172V173H183ZM208 172L210 173V174H208ZM212 172H213V174H212ZM214 172H215V175H214ZM217 172V173H216ZM220 172V173H219ZM223 174H222V173ZM177 173V174H176ZM173 174V175H172ZM176 174V175H175ZM187 174V175H186ZM193 175V176H191V175ZM259 174L260 175H262V176H259ZM179 175V176H178ZM182 175H184V176H182ZM209 175V176H208ZM217 175V176H216ZM220 175V176H219ZM233 175V176H232ZM188 176V177H187ZM205 176V177H204ZM224 176H225V178H224ZM178 177H180V178H178ZM187 177V178H186ZM195 177V178H194ZM197 177H198V179H197ZM209 177V178H208ZM211 177V178H210ZM227 177H228V179H227ZM175 180H174V179ZM178 178V179H177ZM205 178V179H204ZM176 179H177V182H178V184H177V182H176ZM182 179H183V181H182ZM185 179V180H184ZM188 179H190V180H188ZM196 179V180H195ZM213 179V180H212ZM216 179H218V180H216ZM224 179H226V180H224ZM170 180V181H169ZM216 180V181H215ZM179 181H180V183H179ZM192 181V182H191ZM204 181H205V183H204ZM236 181H239V182H236ZM244 181H245V183H244ZM170 182H173V183H170ZM200 182V183H199ZM215 182H217V183H215ZM221 182V183H220ZM241 182V183H240ZM170 183V184H169ZM190 183V184H189ZM193 183V185H191ZM220 183V184H219ZM223 183H225V184H223ZM173 184V185H172ZM195 184V185H194ZM202 184V185H201ZM207 184H208V187H207ZM216 184V185H215ZM243 184V185H242ZM251 184V185H250ZM188 185V186H187ZM201 185V186H200ZM215 185V186H214ZM221 185V187H218V186H220ZM224 185V186H223ZM248 185V186H247ZM255 187H254V186ZM176 186V187H175ZM178 186V187H177ZM181 186V187H180ZM182 186H184V187H182ZM200 186V187H199ZM257 186V187H256ZM174 187V188H173ZM194 187V188H193ZM213 187V188H212ZM218 187V188H217ZM236 187V188H235ZM244 187V188H243ZM248 187V188H247ZM251 189H250V188ZM187 188V189H186ZM190 188H191V191H195V192H189V190H190ZM192 188H193V190H192ZM204 188H206V189H204ZM237 188H238V190H237ZM239 188H242V189H239ZM246 188V189H245ZM254 188V189H253ZM202 189V190H201ZM211 189H213V190H211ZM228 189V190H227ZM231 191H230V190ZM249 189V190H248ZM253 189V190H252ZM257 189H258V191H257ZM199 190V191H198ZM223 190V191H222ZM226 190V191H225ZM233 190L235 191V192H233ZM237 190V191H236ZM260 190V191H259ZM262 190V191H261ZM170 191H172V192H170ZM174 191V192H173ZM196 191H197V193H196ZM214 191H217V193L216 192H214ZM228 191V192H227ZM241 191H242V193H241ZM224 192V193H223ZM247 192V193H246ZM250 192V193H249ZM256 192V193H255ZM262 194H261V193ZM208 193V194H207ZM230 193V194H229ZM238 193V194H237ZM258 193V194H257ZM171 194V195H170ZM195 196H194V195ZM206 194V195H205ZM211 194V195H210ZM224 194V195H223ZM239 194H240V196H239ZM260 194V195H259ZM174 195V196H173ZM184 195H186V196H184ZM204 195V196H203ZM214 195V196H213ZM244 195V196H243ZM176 196V197H175ZM202 196V197H201ZM208 196V197H207ZM230 196V197H229ZM247 196V197H246ZM255 196V197H254ZM173 199H172V198ZM191 197V198H190ZM220 197H222V198H220ZM236 197V198H235ZM238 197V198H237ZM252 197V198H251ZM186 198H187V200H186ZM201 198V199H200ZM206 198V199H205ZM250 198H251V200H250ZM184 199V200H183ZM188 199H189V201H188ZM194 199V200H193ZM204 199V200H203ZM218 199V200H217ZM221 201H220V200ZM223 199V200H222ZM239 199V200H238ZM244 199V200H243ZM174 200H176V201H174ZM185 200L187 201V202H185ZM199 200V201H198ZM233 200V201H232ZM171 201V202H170ZM212 203H211V202ZM232 201V202H231ZM242 201V202H241ZM249 201V202H248ZM254 201V202H253ZM170 202V203H169ZM176 202V203H175ZM195 202V203H194ZM215 202H217V203H215ZM221 202H222V206H220L221 208H219V205L221 204ZM224 202V203H223ZM234 202V203H233ZM244 202H246V203H244ZM184 203H186V204H184ZM209 203V204H208ZM215 203V204H214ZM220 203V204H219ZM236 203V204H235ZM259 203V204H258ZM174 204H176V205H174ZM180 204V205H179ZM204 204V205H203ZM207 204H208V206H207ZM214 204V205H213ZM226 204H227V206H226ZM230 206H229V205ZM240 204V205H239ZM171 205V206H170ZM192 205V206H191ZM199 205H200V207H199ZM211 205V206H210ZM213 205V206H212ZM262 205V206H261ZM173 206V207H172ZM179 206V207H178ZM182 206V207H181ZM188 206H190V207H188ZM198 206V207H197ZM226 206V207H225ZM239 206V207H238ZM241 206H243V207H241ZM247 206V207H246ZM193 207H195V208H193ZM203 207H205V208H203ZM215 207V208H214ZM216 207H217V209H216ZM222 207H225V210H224V208H222ZM262 207H263V210H262ZM169 208V209H168ZM173 208H175V209H173ZM178 208V209H177ZM198 208H199V210H198ZM212 208V209H211ZM238 208V209H237ZM240 208H242V209H240ZM181 209V210H180ZM182 209H185V210H182ZM187 209V210H186ZM190 209V210H189ZM204 209H206V211H204ZM216 209V210H215ZM218 209H219V211H218ZM231 209V210H230ZM235 210V211H234ZM176 211V212H175ZM178 211H179V213H178ZM199 213H198V212ZM203 211V212H202ZM210 211V212H209ZM218 211V212H217ZM221 211H223V213H222V215L224 216V218H222L223 216L222 215H219L220 213H221ZM259 211V212H258ZM174 212V213H173ZM185 212H186V214H185ZM214 212V213H213ZM226 212H227V214H228V212L230 213V214H226ZM190 213V214H189ZM216 213V214H215ZM237 214V215H234V214ZM262 213V214H261ZM169 214V215H168ZM180 214V215H179ZM210 214V215H209ZM243 214V215H242ZM179 217H178V216ZM227 215V216H226ZM253 215V216H252ZM261 215V216H260ZM171 216V217H170ZM184 216H185V218H184ZM188 216V217H187ZM197 216V217H196ZM201 216V217H200ZM202 216H204V218H202ZM231 216H232V218H231ZM234 216V217H233ZM239 216V217H238ZM138 217V216H137ZM160 217V216H159ZM170 217V218H169ZM179 218V220L181 221H179L177 218ZM196 217V218H195ZM229 217V218H228ZM242 217V218H241ZM259 217V218H258ZM140 218V217H139ZM142 218V217H141ZM174 218V219H173ZM181 218H182V220H181ZM212 218V219H211ZM218 218H219V221H221V224H220V222L218 221ZM220 218H222V219H220ZM228 218V219H227ZM234 218V219H233ZM170 219H171V221H170ZM202 219V220H201ZM216 219V220H215ZM225 219V220H224ZM234 221H233V220ZM238 219V220H237ZM239 219H241V220H239ZM173 220V221H172ZM200 220V222H197V221H199ZM205 220V221H204ZM212 220V221H211ZM237 220V221H236ZM262 220V221H261ZM140 221H141V219H140ZM160 221V220H159ZM175 221V223H173ZM195 221H196V225H195ZM214 221H216V223L214 222ZM184 222V223H183ZM225 222V223H224ZM231 222V223H230ZM257 222V223H256ZM165 223V224H164ZM178 223V224H177ZM189 223H191V224H189ZM202 223V224H201ZM206 223V224H205ZM213 223H214V225H216V226H214L213 225ZM229 223H230V225H229ZM249 223V224H248ZM147 224V226H148V223H146ZM152 224V225H151ZM158 224V225H157ZM173 224V225H172ZM183 224V225H182ZM198 224H199V226H198ZM211 224V225H210ZM224 224V225H223ZM235 224V225H234ZM240 224V225H239ZM242 224V225H241ZM248 224V225H247ZM262 224V225H261ZM139 225H140V227L142 226V224L141 223H139ZM155 225H157V226H155ZM169 225V226H168ZM178 227H177V226ZM188 225V226H187ZM190 225H191V227H190ZM143 226H144V224H143ZM160 226V227H159ZM173 226V227H172ZM197 226V227H196ZM205 228V227H208V228H205V229H201V228H203V227ZM210 226H212V227H210ZM219 226H220V228H219ZM222 226V227H221ZM167 227V228H166ZM171 227V228H170ZM176 227V228H175ZM182 227V228H181ZM196 227V228H195ZM142 229H143V227H141ZM140 228V232L142 233L143 232V230ZM164 228V229H163ZM168 228H170V229H168ZM186 228V229H185ZM191 228V229H190ZM216 228V229H215ZM227 228V229H226ZM257 228V229H256ZM178 229H179V231H178ZM181 229H182V231H181ZM196 229V230H195ZM198 229V230H197ZM241 231H240V230ZM255 229V230H254ZM142 230V231H141ZM175 230V231H174ZM200 230V231H199ZM207 230H209V231H207ZM212 230H213V232H212ZM216 232H215V231ZM218 230V231H217ZM236 230H237V232H236ZM247 232H246V231ZM258 230V231H257ZM150 231V232H151ZM163 231V234H165V236H163V237H165V238H161L162 240H163V242H162V240L160 239V237L161 236H159L158 237V235L157 234H160L161 232ZM170 231H171V233H170ZM197 231V232H196ZM207 231V232H206ZM245 232V234H244V232ZM250 231H251V233L252 232H254L255 231V233L252 235H249L250 234ZM187 232V233H186ZM205 232V233H204ZM215 232V233H214ZM229 232L230 233H235L233 236H231V234L229 235ZM260 232V233H259ZM154 233H155V235H154ZM177 233V234H176ZM202 233V234H201ZM205 235H204V234ZM241 233V234H240ZM162 234V233H161ZM167 234V235H166ZM171 234V235H170ZM185 234V235H184ZM189 234H191V235H189ZM226 234H228V235H226ZM168 235H169V237L171 238H169L168 239ZM173 235V236H172ZM179 235V236H178ZM183 235V236H182ZM202 236V239L200 238L201 236ZM211 235V236H210ZM216 235V236H215ZM223 235H224V237H223ZM235 235L237 236V237H235ZM156 236H157V238H156ZM167 236V237H166ZM176 236V237H175ZM183 237V238H181V241H180V238L179 237ZM186 236V237H185ZM198 236V237H197ZM222 238H221V237ZM226 236V237H225ZM227 236L229 237V239L227 238ZM257 236V237H256ZM190 239H189V238ZM192 237V238H191ZM232 237V238H231ZM234 237V238H233ZM255 237V238H254ZM161 240V243H160V241H159V239ZM173 238V239H172ZM177 238V239H176ZM225 240H224V239ZM227 238V239H226ZM231 238V239H230ZM236 238V239H235ZM258 238V239H257ZM260 238V239H259ZM152 239H153V237H152ZM166 239H168V240H166ZM187 241H186V240ZM188 239H189V241H188ZM233 239H235V240H233ZM241 239V240H240ZM243 239V240H242ZM166 240V241H165ZM171 240H173V241H171ZM199 240V241H198ZM203 240V241H202ZM206 240V241H205ZM217 240V241H216ZM231 240H233L232 242H230ZM248 240H250L249 241V243L247 242ZM174 241H175V245H174ZM178 241H179V243H178ZM198 241V242H197ZM210 241V242H209ZM223 241V242H222ZM252 241V242H251ZM257 241V242H256ZM259 241V242H258ZM167 242H168V246H167ZM200 242V243H199ZM203 242H204V245H203ZM206 242V243H205ZM221 242V243H220ZM186 243V244H185ZM194 243H196V245L194 244ZM197 243H198V245H197ZM202 243V244H201ZM209 243V244H208ZM212 245H211V244ZM222 243H223V245H222ZM238 243H239V245H238ZM158 244V245H157ZM165 244V245H164ZM177 244H179V246L177 245ZM181 244V245H180ZM228 244H230V245H228ZM237 244V245H236ZM254 244V245H253ZM258 244V245H257ZM150 245L148 246V247H150ZM192 245H194L193 246V248H192ZM200 245V246H199ZM225 245V246H224ZM228 245V246H227ZM242 245V246H241ZM184 246V247H183ZM187 246V247H186ZM195 246H196V248H195ZM209 246L211 247V248H209ZM220 246V247H219ZM235 246V247H234ZM237 246H238V248H237ZM134 247L136 248L137 246H135L134 245ZM160 247V248H159ZM162 247V248H161ZM167 247H168V249H167ZM171 247H173V248H171ZM206 247H208V248H206ZM223 247H224V249H223ZM230 247V248H229ZM246 247H248V248H246ZM259 249H258V248ZM150 248H152V247H150ZM181 248V249H180ZM201 248H202V250H201ZM213 248V249H212ZM243 248V249H242ZM163 249H165V250H163ZM189 249V250H188ZM198 249H200V250H198ZM207 251H206V250ZM225 249H228L229 250V252H231L236 258L234 259V257H233V255H232V257H230V260H222L223 258H224V256L222 257L221 255L223 254V251H221V250H225ZM234 249V250H233ZM262 249V250H261ZM148 250V249H147ZM152 249H149L148 250V252L149 251H151ZM193 252H192V251ZM214 250V251H213ZM218 250V251H217ZM219 250H220V252H219ZM236 250V251H235ZM253 250V251H252ZM162 251V252H161ZM166 251V252H165ZM168 251V252H167ZM186 251H187V253H186ZM197 251V252H196ZM243 251V252H242ZM151 252H154V250L153 251H151ZM150 252V253H151ZM171 252V253H170ZM193 254H192V253ZM201 252V253H200ZM210 252H213V253H210ZM239 252V253H238ZM241 252V253H240ZM250 252V253H249ZM263 253V254H261V253ZM158 253V254H159ZM166 253H167V255H166ZM172 253H173V255H172ZM179 255H178V254ZM195 253V254H194ZM202 253H204V254H202ZM220 253V254H219ZM222 253V254H221ZM243 253V254H242ZM164 254V255H163ZM171 254V255H170ZM197 254V255H196ZM199 254H201V255H199ZM210 254V255H209ZM212 254V255H211ZM185 255L187 256V257H185ZM190 255L192 256V257H190ZM196 255V256H195ZM199 255V256H198ZM202 255H204V256H206V257H204V256H202ZM209 255V256H208ZM215 255V256H214ZM153 256L154 257H156L157 256V253H153ZM176 256H178V257H176ZM194 256H195V258H194ZM202 256V257H201ZM208 256V257H207ZM210 256H213V258L212 257H210ZM219 256H221V258L222 259H220V257ZM158 257V256H157ZM200 257V258H199ZM204 257V258H203ZM165 258V259H164ZM182 258V259H181ZM184 258H185V260H184ZM209 258L211 259L212 258V260H209ZM181 259V260H180ZM192 261H191V260ZM198 259H199V261H198ZM209 261H207V260ZM216 261H215V260ZM206 260V261H205ZM183 261V262H182ZM191 261V262H190ZM196 261H198V262H196ZM205 261V262H204ZM215 261V262H214ZM261 261H264V259L263 260H261ZM168 262V263H167ZM194 262V263H193ZM90 264V263H89ZM152 264V263H151Z\"/></svg>", "mask_w": 264, "mask_h": 264}]
</instances>
